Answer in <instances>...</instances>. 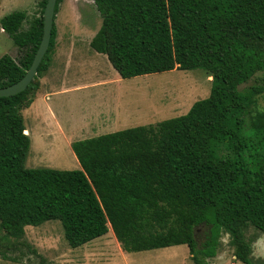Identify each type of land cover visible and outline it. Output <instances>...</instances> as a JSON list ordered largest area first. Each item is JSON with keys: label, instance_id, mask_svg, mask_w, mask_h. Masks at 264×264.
Masks as SVG:
<instances>
[{"label": "trees", "instance_id": "trees-1", "mask_svg": "<svg viewBox=\"0 0 264 264\" xmlns=\"http://www.w3.org/2000/svg\"><path fill=\"white\" fill-rule=\"evenodd\" d=\"M93 2L103 21L91 46L122 78L201 68L212 76L210 95L183 115L72 142L81 169L28 168L31 137L22 109L51 66L54 22L33 81L0 97V243L59 220L73 248L112 228L127 252L186 244L196 264H210L225 232L237 258L264 264L254 262L255 240L246 237L251 227L264 235V110L252 109L264 83L239 88L264 70V0ZM46 3L27 28L25 11L1 18L20 55L0 58V87L30 68Z\"/></svg>", "mask_w": 264, "mask_h": 264}, {"label": "rangeland", "instance_id": "rangeland-1", "mask_svg": "<svg viewBox=\"0 0 264 264\" xmlns=\"http://www.w3.org/2000/svg\"><path fill=\"white\" fill-rule=\"evenodd\" d=\"M41 1L0 0V20L11 12L25 11L27 28L41 13ZM102 21L93 0L60 2L51 66L40 79L33 103L22 109L31 137L26 167L81 169L72 142L183 115L197 100L210 95L212 76L201 68L122 78L108 56L91 46ZM5 54L17 60L20 51L0 22V58ZM46 73L48 77L43 78ZM261 78L264 70L239 88L263 84V80L258 81ZM254 99L253 111H263L264 92ZM106 118L110 121L103 125ZM259 236L252 227L246 231V237L255 240L254 262L264 263V235ZM198 237L203 240L204 233ZM220 242L217 254L208 258L210 264H246L236 257L229 234L224 232ZM0 250L7 255H0V264H111L106 262L109 256L126 252L112 228L104 236L73 248L59 220L27 226L20 240L2 238ZM128 254L133 259L131 264H196L186 244Z\"/></svg>", "mask_w": 264, "mask_h": 264}, {"label": "water", "instance_id": "water-1", "mask_svg": "<svg viewBox=\"0 0 264 264\" xmlns=\"http://www.w3.org/2000/svg\"><path fill=\"white\" fill-rule=\"evenodd\" d=\"M56 4L57 0H47L44 11L43 37L30 68L19 81L5 87H0V97L15 95L24 91L37 75L38 68L50 45L55 21Z\"/></svg>", "mask_w": 264, "mask_h": 264}, {"label": "crops", "instance_id": "crops-1", "mask_svg": "<svg viewBox=\"0 0 264 264\" xmlns=\"http://www.w3.org/2000/svg\"><path fill=\"white\" fill-rule=\"evenodd\" d=\"M50 68V67H49ZM49 70V69H48ZM47 70V71H48ZM65 73V72H64ZM48 74L49 73H46V75L43 77V78H47L48 77ZM125 79V78H124ZM103 81H97L96 83H102ZM105 82H107V81H105ZM108 115V113L106 114V116ZM110 121V119H108V118H106L105 120H103V125H106L108 122ZM27 133H29L30 134V131H29V129H27ZM127 252V251H126ZM126 252H123L121 255H117V256H113V257H111V256H109L108 258L109 259H106V262H108V263H115V262H120L119 264H131V262L133 261V259H132V257L128 254V253H130V252H128V253H126ZM131 257V258H130Z\"/></svg>", "mask_w": 264, "mask_h": 264}, {"label": "bare ground", "instance_id": "bare-ground-1", "mask_svg": "<svg viewBox=\"0 0 264 264\" xmlns=\"http://www.w3.org/2000/svg\"><path fill=\"white\" fill-rule=\"evenodd\" d=\"M25 132L27 133V130Z\"/></svg>", "mask_w": 264, "mask_h": 264}]
</instances>
